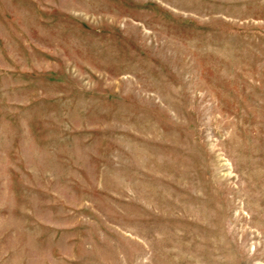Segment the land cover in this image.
Returning a JSON list of instances; mask_svg holds the SVG:
<instances>
[{"label": "rangeland", "instance_id": "obj_1", "mask_svg": "<svg viewBox=\"0 0 264 264\" xmlns=\"http://www.w3.org/2000/svg\"><path fill=\"white\" fill-rule=\"evenodd\" d=\"M0 264H264V0H0Z\"/></svg>", "mask_w": 264, "mask_h": 264}]
</instances>
